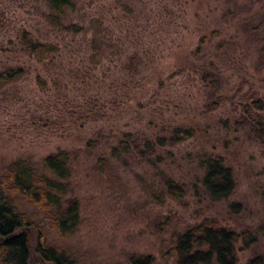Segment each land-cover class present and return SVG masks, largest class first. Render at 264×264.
<instances>
[{
	"label": "rangeland",
	"instance_id": "374dc122",
	"mask_svg": "<svg viewBox=\"0 0 264 264\" xmlns=\"http://www.w3.org/2000/svg\"><path fill=\"white\" fill-rule=\"evenodd\" d=\"M50 11L49 0H0V69H26L0 83V174L24 158L54 177L46 155L77 153L58 192L62 207H79L67 235L15 193L47 241L79 264H133L144 254L176 264L162 254L172 233L217 217L238 232L237 264L264 255V110L254 103L264 101V0H74L63 21L79 30L52 24ZM26 31L57 45L53 58L30 56ZM177 125L196 132L159 144ZM121 138L132 148L115 154ZM210 154L233 171L234 190L221 199L199 179ZM167 176L186 183L182 199L168 195ZM31 231L35 247L39 229ZM31 262L55 264L37 252Z\"/></svg>",
	"mask_w": 264,
	"mask_h": 264
},
{
	"label": "trees",
	"instance_id": "16d2710c",
	"mask_svg": "<svg viewBox=\"0 0 264 264\" xmlns=\"http://www.w3.org/2000/svg\"><path fill=\"white\" fill-rule=\"evenodd\" d=\"M73 4L74 0H49L50 22L65 29H81L82 26L76 22L63 21L65 7ZM206 39L204 36L202 41ZM24 40L27 43L24 45L25 50L30 56H35L41 61L53 58L58 48L52 43L34 39L27 31L24 33ZM25 71L23 65L6 66L0 69V83L7 84L19 78ZM37 77L40 83L46 84V79L41 74ZM254 103L257 108L264 110V101L255 99ZM195 132L194 126L177 125L170 136H159L158 141L161 145H165L167 140L174 143L191 137ZM147 144L153 147L155 142L149 138ZM120 146L127 151L132 148L128 140L121 138L120 145L113 146L115 154L118 153ZM76 154L72 150L60 149L46 155L43 165L53 172L54 177L48 176L45 172L38 173L37 169L24 158L14 160L8 165L6 172L0 174V264H34L31 262L32 252L39 253L42 259L52 260L55 264H79L60 247L47 241L43 227L19 208L15 196L16 192H20L31 199L46 210L52 227L62 235L70 233L79 219V207L77 202L62 207L61 195L58 192L65 190L64 180L72 172L71 162ZM202 166L204 171L199 175V179L212 198L227 197L234 190L232 168L221 155L206 156L202 160ZM165 184L168 195L175 199H182L187 192L186 183L173 176H167ZM155 197L164 199L165 194L155 192ZM229 207L237 211L240 203L232 202ZM32 225L39 229L35 247L32 242ZM237 235L238 232L232 226L221 223L217 217H205L184 231H174L162 254L175 256L176 264L211 262L237 264L235 248ZM255 239L256 237H252L251 240ZM132 262L153 264L154 255H135ZM245 264H264V255L256 253L248 258Z\"/></svg>",
	"mask_w": 264,
	"mask_h": 264
}]
</instances>
